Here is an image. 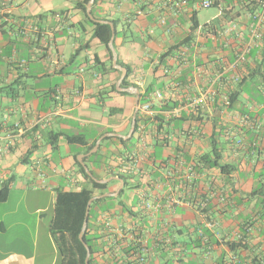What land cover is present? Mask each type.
<instances>
[{"label": "crops", "instance_id": "0c3cea01", "mask_svg": "<svg viewBox=\"0 0 264 264\" xmlns=\"http://www.w3.org/2000/svg\"><path fill=\"white\" fill-rule=\"evenodd\" d=\"M204 1L0 0V264H79L51 230L58 192L89 187L77 162L107 184L93 264H264L261 8L210 0L200 23ZM77 4L113 28L108 48ZM136 92L153 114L133 132Z\"/></svg>", "mask_w": 264, "mask_h": 264}, {"label": "trees", "instance_id": "16d2710c", "mask_svg": "<svg viewBox=\"0 0 264 264\" xmlns=\"http://www.w3.org/2000/svg\"><path fill=\"white\" fill-rule=\"evenodd\" d=\"M98 0H95V3ZM247 2L246 0H243ZM253 4L258 5L260 7L262 0H252ZM78 6L82 7V10L85 15L86 21L90 22L94 27L93 36L99 39L103 45L107 48L112 38V30L108 25L97 24L90 20V17L87 15V11L85 6L81 4H77ZM109 50V49H108ZM110 54L111 51L109 50ZM77 57V53L75 55ZM122 88L131 87L127 84L126 80L122 83ZM139 114V113H138ZM138 119H136L135 131L138 129ZM69 144H82L83 140L80 137H68ZM94 146H91L87 153H89ZM98 153L92 155V157H97ZM86 163V162H85ZM98 164H101L100 162ZM77 166L79 167V171L82 174V177L85 181H87L89 187H85L81 189L79 192H58L57 202L55 205L54 217L51 223V230L54 234L59 235H69L71 238L70 242V251L72 255L79 257V264H86L87 258V250L83 243L80 241V234L83 228V224L85 221V216L88 208L89 202L95 197L96 193L99 195H104V191L107 188V184H100L96 182L100 180L99 177L95 175V172L91 170V174L94 179H92L85 171L84 166L77 162ZM115 176V175H113ZM119 177L124 183H127L128 178L125 175L118 174L116 175ZM123 192V191H122ZM121 192V193H122ZM10 195V185L4 184L0 187V204L5 203ZM104 201V199L96 200L92 203L89 212V219H88V228L84 236V240L91 251L90 257V264H93L95 250L90 244V239L88 238V231H89V223L91 218H93V207L97 205L99 202ZM69 264H78L76 262H72ZM251 264H260L259 261H253Z\"/></svg>", "mask_w": 264, "mask_h": 264}, {"label": "built area", "instance_id": "2783aa9c", "mask_svg": "<svg viewBox=\"0 0 264 264\" xmlns=\"http://www.w3.org/2000/svg\"><path fill=\"white\" fill-rule=\"evenodd\" d=\"M212 6H213V2L210 0H206L202 4V8H204V9H209ZM260 8H261V11L258 14L252 15V20H253L252 31H253L254 39H260L262 37V33L260 32V28L264 22V0H262ZM250 49H251V45L247 44L245 50L243 51V53L240 56V60L244 61L245 55L250 51ZM214 94L215 93H213L212 95H214ZM206 98H207V95L205 94V95H203L199 98H196L192 101H193L194 105L202 106L205 104ZM154 99L155 100H161L162 96L160 94H156L154 96ZM225 104L230 105L229 99H226ZM139 111H141L147 115H152L153 114L152 102L149 101L148 103L141 105L139 107ZM160 208H161V205L158 202H153V203L150 201L145 202V209L146 210L153 211L154 213H157L160 210ZM140 262L142 264H144L146 262V259L144 256L140 258Z\"/></svg>", "mask_w": 264, "mask_h": 264}, {"label": "water", "instance_id": "95a60500", "mask_svg": "<svg viewBox=\"0 0 264 264\" xmlns=\"http://www.w3.org/2000/svg\"><path fill=\"white\" fill-rule=\"evenodd\" d=\"M87 14H88V16H89L90 18H92L90 10H88ZM112 30H113V28H112ZM114 35H115V33H114V30H113V37H114ZM110 48H111V50H112L113 55L115 56L114 62L116 63V52L114 51V47H113L112 44L110 45ZM123 71L125 72V70H123ZM136 95H137V97H138V100H137V103H136V111H135V116H134V119H133V126H132V131H133V132H134V130H135V125H136V115H137V113H138V111H139V94H138V92H136ZM98 147H99V143L96 144L95 148L93 149V153L97 151ZM84 168H85L86 173H87L92 179H94L93 176H92V174H91V172H90L86 167H84ZM96 182H98V183H100V184L106 183V181H98V180H97ZM105 196H106V195H104V196H102V197H105ZM99 198H101V197H94V198L89 202V204H88V208H87V212H86V216H85V221H84L83 228H82V231H81V234H80V241L83 243V245L85 246V248H86V250H87L86 264H90L91 251H90V248L88 247V245L86 244V242H85V240H84V236H85V233H86L87 228H88V219H89L90 207H91L92 203H93L94 201H96L97 199H99Z\"/></svg>", "mask_w": 264, "mask_h": 264}, {"label": "rangeland", "instance_id": "374dc122", "mask_svg": "<svg viewBox=\"0 0 264 264\" xmlns=\"http://www.w3.org/2000/svg\"><path fill=\"white\" fill-rule=\"evenodd\" d=\"M198 12H199L198 14H199L200 23L209 20L214 14H217V10L215 8L200 9Z\"/></svg>", "mask_w": 264, "mask_h": 264}]
</instances>
